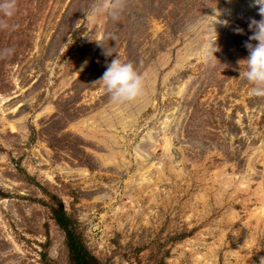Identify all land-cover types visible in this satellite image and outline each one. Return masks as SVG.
Here are the masks:
<instances>
[{"label": "rangeland", "instance_id": "374dc122", "mask_svg": "<svg viewBox=\"0 0 264 264\" xmlns=\"http://www.w3.org/2000/svg\"><path fill=\"white\" fill-rule=\"evenodd\" d=\"M103 2L17 0L0 31V264H74L60 207L85 264H264L255 0ZM115 57L134 101L96 83Z\"/></svg>", "mask_w": 264, "mask_h": 264}, {"label": "clouds", "instance_id": "9594fccd", "mask_svg": "<svg viewBox=\"0 0 264 264\" xmlns=\"http://www.w3.org/2000/svg\"><path fill=\"white\" fill-rule=\"evenodd\" d=\"M255 2L258 5L257 14L260 19L249 18L248 31L252 34L248 36L243 45L248 56L246 59L238 61V64L243 63L245 66V70L240 72V77L252 85L251 95L264 97V0H255ZM101 7H110L113 19H118L124 9V0H104L96 11H100ZM16 10L17 0H0V31L8 30L11 27L8 21L15 15ZM233 31L237 35L244 34V29L240 27L234 28ZM213 40H215V35ZM13 52L14 49L11 47L0 49V59L10 57ZM106 54L109 55L107 51ZM96 83L102 85L103 91L116 104L134 101L142 95L144 90V77L135 70L131 62H122L118 57L112 59ZM261 259L264 260V258Z\"/></svg>", "mask_w": 264, "mask_h": 264}, {"label": "trees", "instance_id": "16d2710c", "mask_svg": "<svg viewBox=\"0 0 264 264\" xmlns=\"http://www.w3.org/2000/svg\"><path fill=\"white\" fill-rule=\"evenodd\" d=\"M52 218L55 220L59 228L63 231L65 236V244L68 249L70 258L74 261V264H85L84 249L78 242L77 237L69 228V220L66 214L61 209L52 210Z\"/></svg>", "mask_w": 264, "mask_h": 264}]
</instances>
